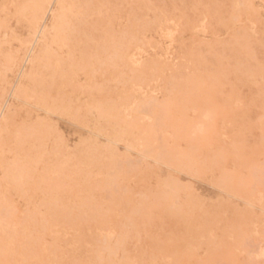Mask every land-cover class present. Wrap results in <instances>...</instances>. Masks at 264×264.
<instances>
[{
    "label": "rangeland",
    "instance_id": "374dc122",
    "mask_svg": "<svg viewBox=\"0 0 264 264\" xmlns=\"http://www.w3.org/2000/svg\"><path fill=\"white\" fill-rule=\"evenodd\" d=\"M102 1L91 51L47 40L71 84L42 93L40 180L0 264H264V0ZM9 5L7 93L33 40ZM16 109L13 136L35 110Z\"/></svg>",
    "mask_w": 264,
    "mask_h": 264
},
{
    "label": "bare ground",
    "instance_id": "6f19581e",
    "mask_svg": "<svg viewBox=\"0 0 264 264\" xmlns=\"http://www.w3.org/2000/svg\"><path fill=\"white\" fill-rule=\"evenodd\" d=\"M11 1L13 6H9L14 8V15L23 19L30 26L33 40L27 50L19 77L16 83L11 86L9 93H7L8 88L3 84V80H0L1 258L5 256L6 249L11 244L9 243L8 219L16 216V197L21 198L24 195L25 184L28 181L36 185L40 180L38 170L42 155L40 152L38 153V150L43 146L42 140L48 130L46 129V124L39 122V118L42 113L48 119L53 116L51 108L44 104L46 103V98L42 96V93H51L53 86L59 79L58 77L61 80V88L67 89L71 84V77L66 68L70 60L63 61V57H56V60H54V56L49 51L51 47L47 40L50 35H53V32L54 39H52V44L60 43L59 56L67 53L69 59H71L73 54L78 51H82L85 55L84 51L92 50L94 46L99 44L95 32L100 31V26L94 25L93 22H99V20L103 19L106 8L102 0ZM50 17L49 26L47 23ZM48 66L52 67V72L48 76H44L43 70ZM68 67V69H71L73 63H70ZM17 101L34 107V113L38 121L34 124L29 122L34 114L31 113L13 136V128L18 123ZM113 121H115V118ZM8 144L11 146L7 150ZM130 145L132 146L131 143Z\"/></svg>",
    "mask_w": 264,
    "mask_h": 264
}]
</instances>
